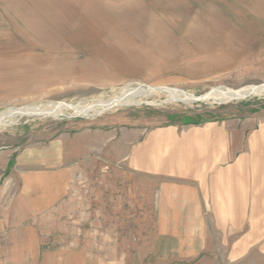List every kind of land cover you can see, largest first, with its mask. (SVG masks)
Listing matches in <instances>:
<instances>
[{
  "label": "rangeland",
  "instance_id": "1",
  "mask_svg": "<svg viewBox=\"0 0 264 264\" xmlns=\"http://www.w3.org/2000/svg\"><path fill=\"white\" fill-rule=\"evenodd\" d=\"M139 1L146 12L132 28L122 15L100 22L80 19L85 9L73 0H0L2 181L22 149L36 142L44 146L62 132H76L80 126L75 129L74 123L83 126L103 115L181 126L226 123L231 140L240 142L238 153L261 168L262 215L222 238L223 254L207 256L208 262L264 264V0H183L176 8L171 2ZM128 2L98 0L96 8L126 13ZM54 10L74 19L55 24L48 17ZM200 28L205 31L199 38ZM159 30L171 36L155 37ZM195 32L198 39L190 38ZM65 106L77 109L60 108ZM116 170L113 180L91 163L77 174L56 218L43 222L48 244L59 256L82 249L86 264L207 262L204 255L189 262L155 254L160 224L132 217L130 207L120 221H112L110 201L120 199L124 208L131 204L136 210L142 194L140 176L127 178ZM249 183V192L259 189ZM102 192L108 205L99 220L95 210Z\"/></svg>",
  "mask_w": 264,
  "mask_h": 264
},
{
  "label": "crops",
  "instance_id": "2",
  "mask_svg": "<svg viewBox=\"0 0 264 264\" xmlns=\"http://www.w3.org/2000/svg\"><path fill=\"white\" fill-rule=\"evenodd\" d=\"M73 1L85 9L80 19L100 22L122 15L132 28L146 12L139 0H130L126 13L110 7L97 9L98 0ZM152 2H171L174 8L185 5L183 0ZM48 17L58 25L74 19L72 14L56 10L48 12ZM200 30L199 38L205 31ZM195 33L190 38L198 39ZM169 36L165 30L155 35L161 40ZM142 119L135 121L129 115L119 121L116 115L107 114L83 126L74 123L73 128L80 126L76 132H62L44 146L36 142L17 154L8 179L3 182L5 173H0V264H72L73 258L86 264L82 249L73 250L74 256L63 252L60 257L48 244L42 224L56 218L57 206L69 196L77 174L91 163L99 174L111 178L117 168L127 178L141 177L140 207L135 210L128 204L124 208L120 199L110 201V207H115L112 221H120L118 217L130 207L132 217L138 214L143 221L159 223L155 254L189 262L204 255L207 262L195 264H209L207 256L223 254L222 238L236 235L247 222L260 221L261 168L257 160L252 166L238 153L240 142L231 140L226 123L181 126ZM251 180L259 188L253 193L249 192ZM98 199L95 217L101 220L108 205L104 192Z\"/></svg>",
  "mask_w": 264,
  "mask_h": 264
},
{
  "label": "bare ground",
  "instance_id": "3",
  "mask_svg": "<svg viewBox=\"0 0 264 264\" xmlns=\"http://www.w3.org/2000/svg\"><path fill=\"white\" fill-rule=\"evenodd\" d=\"M216 94H217V93H215V94H211V96H212V95L216 96ZM233 94H235V93H233ZM220 95H221V94H220ZM220 95L218 94V97H219ZM223 95H224V94H223ZM231 96H232V97H235V95H231ZM105 105H106V107H108L109 104L106 103ZM113 105H114V104H113ZM60 108H61V109H68V108L77 109L76 107H73V106H65V107H60ZM88 109H89V108H87V107L79 108L80 111H88ZM34 111H36V110H34ZM37 111H38V110H37ZM17 112H19V111H17ZM17 112H13V113H12V112H9V114L12 115V114H16ZM27 112H28V111H20L19 113L27 114ZM54 112H55V111H54ZM54 112H53V113H54ZM2 116H4V114H3ZM2 116H1V117H2ZM1 117H0V118H1Z\"/></svg>",
  "mask_w": 264,
  "mask_h": 264
}]
</instances>
